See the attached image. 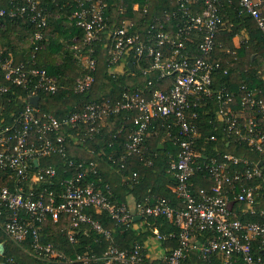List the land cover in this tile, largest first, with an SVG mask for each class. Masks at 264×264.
<instances>
[{
  "label": "built area",
  "instance_id": "2783aa9c",
  "mask_svg": "<svg viewBox=\"0 0 264 264\" xmlns=\"http://www.w3.org/2000/svg\"><path fill=\"white\" fill-rule=\"evenodd\" d=\"M72 1L76 8L70 17L84 31L82 37H74V46L75 39L86 44L87 64L71 88L78 93L92 88L94 42L102 33L108 34L105 46L111 71L124 72L132 62V74L140 72L147 83L129 85L115 99L102 97L80 108L75 105L63 116L42 111L31 97L43 91L56 93L61 87L58 77L38 57L50 42L46 28L52 13L42 0H9L0 6V29L20 18L37 28L30 38L28 59L16 61L0 52V227L28 253L46 261L154 264L146 242L119 246L115 229L105 227L94 211L107 212L119 226H130L138 216L142 226H148L149 217L164 216L176 229L163 231L155 224L150 227L152 236L161 243L178 241L156 258V264H183L192 253L212 264H264V83L243 82L234 90L216 75L228 72L217 42L225 23L222 4L238 1L240 12L256 21L264 39V0H170V8L151 13L144 22L124 18L112 23L108 0ZM145 1L143 5L133 2L135 15L141 9L149 13L150 0ZM121 3L118 10L123 13L128 6ZM241 33L247 40V29ZM258 77L264 82V62ZM157 80L167 86H154ZM19 88L26 92L22 106L5 114L4 102L20 97ZM123 110L137 112L121 156L122 168L132 155L146 165L154 163L156 153L147 140L152 130L160 134L157 128L161 126L178 146L177 152H169L168 168L176 185L170 192L132 205L114 203L109 184L102 188L94 179L100 172L99 162L74 158L67 146L69 138L84 144L86 137L102 133L106 119ZM207 115L211 117L205 120ZM208 124L215 130L209 138L218 140L217 130H222L223 140L233 144L235 151L217 148L207 153L201 139ZM52 154L63 156L65 171H71L55 184L59 168L40 162L42 156ZM197 171L203 173L208 186L193 188ZM138 176L134 171L130 178ZM251 215L261 219L247 218ZM48 220L65 221L60 230L71 243L78 241L79 230L88 233L92 228L104 234L108 244L101 253L70 254L56 245L51 233L49 239L44 237ZM0 264L24 263H16L11 256L0 259Z\"/></svg>",
  "mask_w": 264,
  "mask_h": 264
},
{
  "label": "trees",
  "instance_id": "16d2710c",
  "mask_svg": "<svg viewBox=\"0 0 264 264\" xmlns=\"http://www.w3.org/2000/svg\"><path fill=\"white\" fill-rule=\"evenodd\" d=\"M9 0H0V6L8 4ZM58 3L51 2V0H42V4L46 6L50 11L59 13L56 17L49 18V26L46 28V32L50 34L49 45L47 49L39 52V63L44 65L48 71L56 75L61 84L60 89L56 93L40 92V100L38 107L42 111L52 112L57 116H63L89 100H100L102 97H111L113 99L127 87L145 85L147 78L140 72L132 74L130 67L124 72H118L117 74L111 71V67L108 63L107 52L108 41L107 33L100 34V37L95 40V53L96 68L94 70V82L92 88L88 92H75L71 86L75 81V78L86 70V67L79 66L75 61V47L74 37L83 35V29L73 22L70 26H64V20L66 16H70L72 8H76V3L72 0H58ZM110 2V22H120L124 18H133L138 22H144L151 16V13L161 14L166 8H170V0H150V11L146 15L141 11L134 14L132 8L133 2H140L141 5L146 2L145 0H108ZM124 3L128 6V10L121 13L119 12V3ZM121 3V4H122ZM74 5V6H72ZM235 5V6H234ZM234 5L224 2L221 6L222 14L225 18V23L219 30L217 35V42L219 48V55H221L228 72L223 71L216 72L218 79L221 82H225L229 89L238 90L239 85L243 82L250 85L263 84L264 82L258 77V69L264 62V39L262 37L261 29L254 19H252L246 13L240 12V5L238 1H235ZM71 8H70V7ZM69 8V9H68ZM36 26L29 20L20 18L16 21L9 22L6 29L3 31V35L7 36L8 42L4 49L0 47V52L4 55L14 57V60L20 61L28 59L31 54V41L28 48H22L20 51L17 48H11L13 45H19V39L31 38L33 32L36 30ZM143 29V27H142ZM243 29H247L248 38L242 40L239 45L234 42V37L239 35ZM65 36L70 43L67 48L63 42L59 40V36ZM105 41V42H104ZM108 43V42H107ZM76 48V47H75ZM226 49H229L227 51ZM51 50H62L65 54L62 62H55L50 56ZM14 53V54H13ZM226 59L229 63H226ZM137 70L139 67L137 65ZM167 86L163 83V80H157L154 86ZM18 93L21 95L18 98H13L11 103H5V114L12 109H17L22 106V97H25V90L19 88ZM136 110H123L120 113L111 115L106 119V125L102 129V133L96 135L94 138L86 137L84 144L74 142L70 138L67 139V146L69 155L74 158H93L99 162L100 172L94 177L97 185L105 188L106 184H109L111 188L110 198L114 203L122 204L127 203V196L131 194L136 200H143L146 197H155L162 195L165 191L170 192L172 187L176 185V179L169 173V152L175 153L178 150V146L175 145L172 140L166 136V127H159L160 134H155L152 130V134L148 137L147 144L152 152L156 153L155 161L152 165H146L141 161L137 155L128 156L124 160V167H121V156L126 152L125 142L128 139V133L133 126V115ZM212 115V114H211ZM210 115L205 116V120L210 118ZM221 130V128H220ZM205 134L201 139L202 145L207 153L213 154L216 149L226 151L228 149L235 151L233 144H227L223 140L222 130L218 131V140H212L209 135L215 130L212 129L211 124L205 128ZM208 137V139H206ZM163 142V146H160ZM101 153V154H100ZM110 156L116 158L115 161L110 159ZM40 162L43 164H55L59 168L58 175L54 178L55 184L60 178L67 176L71 173L65 167V158L61 155L52 154L42 156ZM134 171H137L139 176L136 180L130 178ZM129 176V178H127ZM193 188H199L201 186H208L209 182L203 176V173L197 171L193 178ZM51 187H54L52 185ZM177 201V200H176ZM95 216L100 219L103 225L107 228L115 229L113 235L117 244L121 247H130L134 242H146L148 235L152 234L150 227L157 224L163 231L170 229H176V226L172 221L168 220L164 216L149 217L150 224L145 225L144 230L135 227L133 222L130 226L117 225L114 218H112L107 212L94 211ZM247 218L261 219L260 216L251 215ZM65 221L54 222L52 220L47 221L46 234L44 237L49 239L48 233H51L52 238L55 239L56 245L67 251L70 254L76 252L85 253H101L108 244V239L104 234L98 232L95 229H89L88 233H84L83 230H79L77 233L78 241L71 243L66 240L60 230V227ZM143 228V227H142ZM177 238H173L163 242L164 245H171V247L177 245ZM0 243L3 244V249L0 251V259H6V257L13 256L16 263L24 264H65L57 261H46L39 259L32 254L28 253L22 246L15 243L0 227ZM1 254H5L4 257ZM158 260L154 261L156 264ZM212 264L202 259H198L195 253H192L183 264ZM82 264V263H77Z\"/></svg>",
  "mask_w": 264,
  "mask_h": 264
},
{
  "label": "rangeland",
  "instance_id": "374dc122",
  "mask_svg": "<svg viewBox=\"0 0 264 264\" xmlns=\"http://www.w3.org/2000/svg\"><path fill=\"white\" fill-rule=\"evenodd\" d=\"M69 9V8H68ZM51 13H52V17H56L59 13H57V12H53V11H51ZM71 15V14H70ZM67 18H65V20H64V26H70V25H72L73 24V19L70 17V16H66ZM5 29H0V45L2 46V48L4 49V47L5 46H8V45H6L7 44V42H8V38H7V36L5 35H3V31H4ZM59 40L61 41V42H63V44L65 45V48H67L68 46H69V42H68V39L65 37V36H62V35H60L59 37ZM78 38V37H77ZM243 38H244V36H243V34L242 33H240L239 35H237L236 37H235V43H237V44H240L241 43V41L243 40ZM76 40V48L75 47H73L74 48V50H75V54H74V57H75V61H76V63H78V65L81 67H83V65L84 66H86V64H87V51H86V44L84 45V42H83V40H80V39H78V41H77V39H75ZM74 41V40H73ZM29 43H30V39L28 40V38L27 39H25V37H24V39H19L18 40V44L20 45V46H23L24 48H28V46H29ZM5 50V49H4ZM50 56L52 57V59L55 61V62H57V63H60V62H62L63 61V59H64V56H65V54H64V52L62 51V50H57V51H55V50H51V54H50ZM81 75V72L79 73V75L75 78V81H76V79L79 77ZM74 81V82H75ZM74 84V83H73ZM72 84V85H73Z\"/></svg>",
  "mask_w": 264,
  "mask_h": 264
},
{
  "label": "crops",
  "instance_id": "0c3cea01",
  "mask_svg": "<svg viewBox=\"0 0 264 264\" xmlns=\"http://www.w3.org/2000/svg\"><path fill=\"white\" fill-rule=\"evenodd\" d=\"M236 37V36H235ZM235 37H234V41H235ZM236 42V41H235ZM236 45H237V43H235ZM0 47H1V45H0ZM17 48L16 50H18V51H20L22 48H23V46H20V45H13V46H11V48ZM14 54V53H13ZM14 58V57H13ZM127 200H128V202L127 203H129V204H134V202L136 201V199L134 198V196H132L131 194H129L128 196H127ZM141 217H138L137 219H136V222H135V227H137V228H140V229H143L144 230V226H142V222H140L141 221ZM143 227V228H142ZM146 245L148 246V250H149V253H150V255H151V260H153V261H155L156 260V258H158V257H160L161 256V254L164 252V251H166L167 249H169L170 248V246L171 245H164L163 243H161V242H158L153 236H152V234L151 235H148V237L146 238Z\"/></svg>",
  "mask_w": 264,
  "mask_h": 264
},
{
  "label": "water",
  "instance_id": "95a60500",
  "mask_svg": "<svg viewBox=\"0 0 264 264\" xmlns=\"http://www.w3.org/2000/svg\"><path fill=\"white\" fill-rule=\"evenodd\" d=\"M128 65L130 66L131 69L134 68V65H133L132 62H129ZM39 98H40L39 95L32 96V97H31V101H32L35 105H38ZM138 217H139V216H138ZM2 249H3V244L0 243V251H1Z\"/></svg>",
  "mask_w": 264,
  "mask_h": 264
}]
</instances>
